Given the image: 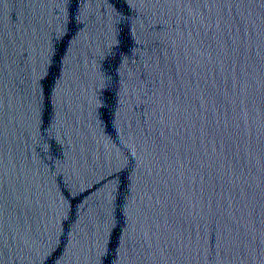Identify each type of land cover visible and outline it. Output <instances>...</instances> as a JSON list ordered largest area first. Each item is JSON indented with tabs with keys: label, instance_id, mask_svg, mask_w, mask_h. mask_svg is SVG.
<instances>
[{
	"label": "water",
	"instance_id": "95a60500",
	"mask_svg": "<svg viewBox=\"0 0 264 264\" xmlns=\"http://www.w3.org/2000/svg\"><path fill=\"white\" fill-rule=\"evenodd\" d=\"M0 264H264V0H0Z\"/></svg>",
	"mask_w": 264,
	"mask_h": 264
}]
</instances>
